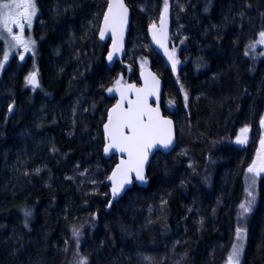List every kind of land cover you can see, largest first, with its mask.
Returning a JSON list of instances; mask_svg holds the SVG:
<instances>
[{"label":"trees","instance_id":"trees-1","mask_svg":"<svg viewBox=\"0 0 264 264\" xmlns=\"http://www.w3.org/2000/svg\"><path fill=\"white\" fill-rule=\"evenodd\" d=\"M33 1V50L5 60L0 41V264H69L75 249L86 264H225L264 114V50H246L264 0H169L175 72L147 40L162 0H125L126 55L112 69L97 37L107 0ZM123 63L129 82L142 63L162 80L176 146L108 207L116 157L102 156V127ZM244 128L250 143H230ZM240 264H264V174Z\"/></svg>","mask_w":264,"mask_h":264},{"label":"snow or ice","instance_id":"snow-or-ice-1","mask_svg":"<svg viewBox=\"0 0 264 264\" xmlns=\"http://www.w3.org/2000/svg\"><path fill=\"white\" fill-rule=\"evenodd\" d=\"M7 10V11H4ZM168 10V3L165 0L164 13L161 16L162 22H166V14ZM36 6L33 0H21L20 3H0V24L3 25L5 31L9 33L11 39L16 41L17 45L23 47L25 52L32 51L34 42L30 39L24 40L22 35H12L14 25L23 33L25 26L31 27L32 17L36 14ZM128 10L123 4L122 0H109L108 10L104 13V27L100 30V38H105L106 32H111L113 38V51L109 53L108 59H113V53L120 51L122 47L124 25L127 23ZM154 27V26H153ZM153 40L161 43L155 33H153ZM258 43L264 44V32L260 33V41ZM164 45L161 43V47ZM254 47V45L252 46ZM169 60L172 62V68L175 72L176 65L179 63L175 59V50L168 53ZM247 54V53H246ZM7 53L4 59L7 60ZM24 57L21 56V59ZM146 63V61H145ZM2 67V65H0ZM143 67V65H142ZM143 74V73H142ZM153 81V86H147L144 89H137L135 86L128 85L121 90V80H117L116 90L120 92L121 99L108 113V122L104 125L106 145L104 148L105 154H109L111 149L127 155V160H121L117 165L116 170L112 173L109 179L112 181V195L117 196L124 188L125 184L131 183L130 174L135 173V178L144 181V164L148 158V152L155 146L160 145L168 148L172 143L171 124L170 120H165L160 117L158 108H151L148 104V96L157 94L159 81L151 73H148ZM26 84L33 88L38 87L36 73L32 72L26 77ZM108 91L111 93L112 88ZM127 92H135L136 99L128 100L127 107H124V100L127 99ZM185 101H187V94L185 93ZM172 104V101H169ZM11 110V109H10ZM264 125V120L261 121ZM127 130V132L125 131ZM248 129L241 130V136L237 137L238 143H244L247 139L246 133ZM264 146V140L261 141ZM255 163V162H254ZM248 171L258 172L264 171V163L259 169L249 167ZM252 195L251 192L248 193ZM254 199V198H253ZM251 201L248 204H241L242 213L246 214L250 210ZM25 215H29L26 211ZM78 235V233H76ZM237 239H242V230L237 229ZM242 251L241 245H234L229 256V264H239V257ZM79 264H86L85 260H81Z\"/></svg>","mask_w":264,"mask_h":264},{"label":"water","instance_id":"water-1","mask_svg":"<svg viewBox=\"0 0 264 264\" xmlns=\"http://www.w3.org/2000/svg\"><path fill=\"white\" fill-rule=\"evenodd\" d=\"M123 4L125 5V7L128 10L127 13V23L124 25V31H123V40H122V47L120 49V51L113 53V59L111 61H109L108 59V55L110 52L113 51V38L111 35V32H106L105 33V38L101 39L100 38V30L104 27V13L107 12L108 10V3L109 0H107L106 2V7L105 10L103 12L100 24H99V28H98V34L97 37L99 39V41L103 42V43H108V49H107V53H106V64L107 67L109 69H112L116 64H120L123 62L125 55H126V44H127V35L129 32V23H130V18H131V11L129 9V7L126 5L125 0H122ZM154 26V27H153ZM170 32H171V24H170V19L168 17H166V22H162L161 20V16L158 18L157 24L156 25H151L147 28L146 34H147V40L148 43L150 45L151 50L161 59V61L163 62L164 66L167 69H171L172 68V62L169 60L168 55H166V51L168 53H171L170 50ZM153 33L156 34L157 39L164 45L163 47H161V43H157L156 41L153 40ZM143 73V74H142ZM148 73H151L152 76H155L156 79L159 81V85H158V91L157 94L155 95H150L148 96V104L151 108H158L159 109V114L160 117L162 119L165 120H170L172 122L171 124V137H172V143L169 145L168 148H164L160 145H155L149 152H148V158L144 164V177L145 180L144 181H140L137 180L135 178V173H131L130 174V178H131V183L125 184L124 188L121 190V192L113 197L112 195V181L109 179V177L112 176V173L116 170L117 165L120 164L121 160H127V155L124 153H120L117 152L115 149H111L109 151V154H105L104 152V148L106 145V140H105V132H104V125L108 122V113L109 111L116 106V104L120 101L121 96H120V92L116 90V86H114L112 89L113 91L111 92L112 96L115 99L114 104L108 109L107 114H106V119L105 122L103 124L102 127V133H103V138H104V146H103V153L102 156L104 159H109L110 157H116V163L115 165L112 167L107 179H106V184L108 185L109 188V202H108V207L119 201V199L133 186L136 185L137 187H141V188H145L148 184L147 182V178H146V171L147 168L149 167L150 161L152 159V157L157 154L160 153L162 155H167L169 154L176 146V134H175V126L173 123V120L168 117L165 116L161 110V94H162V89H163V83L162 80L159 78V76L151 69V68H143L139 73H138V77L136 79V82L133 83H128V84H121L120 88L121 90H123L126 86L128 85H132L135 86V88L137 89H144L146 87L145 81L147 80V86L149 88H151L153 86V81L151 76L148 75ZM37 79V76H36ZM38 82V79H37ZM39 87V84H38ZM38 87L34 88L37 89ZM127 99L124 100L123 104L124 107H127L128 104V100H135L136 99V95L135 92H127ZM127 132V130H125ZM247 134V133H246Z\"/></svg>","mask_w":264,"mask_h":264},{"label":"rangeland","instance_id":"rangeland-1","mask_svg":"<svg viewBox=\"0 0 264 264\" xmlns=\"http://www.w3.org/2000/svg\"><path fill=\"white\" fill-rule=\"evenodd\" d=\"M168 1L169 0H167L168 8H169V2ZM20 2H21V0H1L0 1V3H9V4L20 3ZM162 4H163V6H162V11H161L160 16H162V14L164 13L165 0H162ZM4 11H7V10H4ZM36 16H37V11H36L35 16L32 17V23L35 20ZM166 17L169 18L168 10H167ZM156 24H157V22L155 23V25ZM10 26L13 27L12 35H22V38H23V33H21L17 27H15L14 25H11V24H10ZM0 41L4 45V55H5V53H7V56H8L7 60L12 58L14 55H18V52H19V55L26 53V52H24V49L22 46L17 45L16 41H13L11 39V36L9 35V33L7 31L4 30L2 24H0ZM259 41H260V35L255 42L248 45V47L246 49L247 53L252 55L253 53L257 52L258 50L263 51L264 50V44L258 43ZM253 45H254V47H252ZM143 61H144L143 63H145V61H146V63L148 62L147 59H145ZM143 63H142L143 66H148L147 64H143ZM142 65L139 67L138 71L136 72V77H138V73L144 68V67H142ZM122 67H124L125 72H124V78L121 80V84H128L131 82H135V81H131V82L128 81V78L132 74V69H131L130 65L128 63L127 64L123 63ZM262 120H264V114L262 115V117L259 121V129H260L259 130L260 131L259 132V138L256 142V149H255V153H254V156L252 159V163L249 166V167H255L256 169H259L261 167L262 163H264V146H262V144H261V141L264 140V125L261 124ZM247 129H248V131H247L248 133L246 134L247 139L244 143H238L237 142V137L241 136V130H239L236 138L231 140L230 143H233L234 145H236L238 147L247 146L251 141L249 128H247ZM249 167L245 170V173H244L243 197H242V200L239 203L238 208H237L234 238H233L232 246H231L230 251L228 253L227 260H226L225 264H229V256L232 252L234 245H241L242 246V251H241V254L239 257V264L241 262L242 254H243L244 247H245V233H246L247 222H248V219L251 216V213H252V211L256 205L258 179H259V176L264 174V171H258V172L250 173L248 171ZM249 192L252 193L251 196L248 195ZM249 201H251L250 210L246 214H244V213H242L240 205L241 204L247 205ZM237 229L242 230V239H240V240L237 239ZM73 247L76 248V243L73 245ZM69 261H70L69 264H79L80 258L78 256L76 249L71 251V256H70Z\"/></svg>","mask_w":264,"mask_h":264},{"label":"bare ground","instance_id":"bare-ground-1","mask_svg":"<svg viewBox=\"0 0 264 264\" xmlns=\"http://www.w3.org/2000/svg\"><path fill=\"white\" fill-rule=\"evenodd\" d=\"M37 79H38V77H37ZM38 84H39V80H38ZM31 86V85H30ZM32 87V86H31ZM33 88V87H32ZM34 89V88H33ZM38 89V88H37ZM37 89H35V90H37ZM248 133V132H247Z\"/></svg>","mask_w":264,"mask_h":264}]
</instances>
